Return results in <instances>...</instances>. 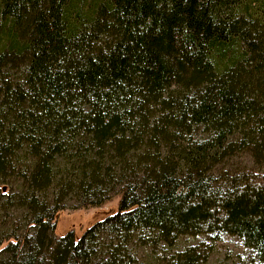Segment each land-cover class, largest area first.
<instances>
[{
    "label": "trees",
    "instance_id": "obj_1",
    "mask_svg": "<svg viewBox=\"0 0 264 264\" xmlns=\"http://www.w3.org/2000/svg\"><path fill=\"white\" fill-rule=\"evenodd\" d=\"M221 235L264 264V0H0V264H207L178 241Z\"/></svg>",
    "mask_w": 264,
    "mask_h": 264
},
{
    "label": "rangeland",
    "instance_id": "obj_2",
    "mask_svg": "<svg viewBox=\"0 0 264 264\" xmlns=\"http://www.w3.org/2000/svg\"><path fill=\"white\" fill-rule=\"evenodd\" d=\"M235 168H249L250 164L245 157H240L231 163ZM118 198H115L100 208L90 209H65L61 212L56 221V236H63L67 232H73L77 238L96 223L98 220L116 212ZM210 237L188 238L184 237L178 241V246H199L203 245L211 249V255L207 264H256L250 252L242 245L236 237L229 235L219 236L214 243Z\"/></svg>",
    "mask_w": 264,
    "mask_h": 264
}]
</instances>
